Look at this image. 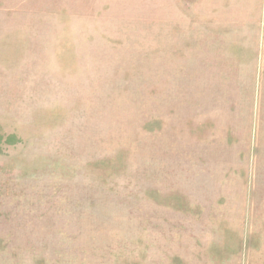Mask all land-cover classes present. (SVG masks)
I'll return each instance as SVG.
<instances>
[{
	"label": "rangeland",
	"instance_id": "374dc122",
	"mask_svg": "<svg viewBox=\"0 0 264 264\" xmlns=\"http://www.w3.org/2000/svg\"><path fill=\"white\" fill-rule=\"evenodd\" d=\"M0 264H264V0H0Z\"/></svg>",
	"mask_w": 264,
	"mask_h": 264
}]
</instances>
